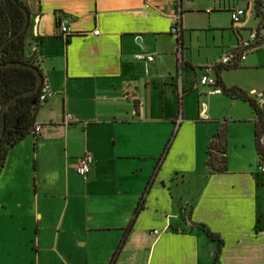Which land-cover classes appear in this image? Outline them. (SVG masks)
<instances>
[{"label":"crops","instance_id":"obj_1","mask_svg":"<svg viewBox=\"0 0 264 264\" xmlns=\"http://www.w3.org/2000/svg\"><path fill=\"white\" fill-rule=\"evenodd\" d=\"M22 2L27 54L54 96L35 113L40 135L0 169V264H264L254 112L199 85L257 27L254 0ZM235 9L246 11L238 27ZM260 34L237 67L211 69L219 89L264 95ZM222 130L226 168L214 173L208 146ZM84 155L87 181L76 172Z\"/></svg>","mask_w":264,"mask_h":264},{"label":"trees","instance_id":"obj_2","mask_svg":"<svg viewBox=\"0 0 264 264\" xmlns=\"http://www.w3.org/2000/svg\"><path fill=\"white\" fill-rule=\"evenodd\" d=\"M24 7L22 0H16ZM255 1V0H254ZM256 10V1L255 7ZM25 21L24 12L11 0H0V48L5 42L16 35L23 27ZM28 30L25 34L9 43L0 52V66L20 63L32 66L39 70L34 59L27 54ZM261 45V41L258 44ZM40 71V70H39ZM37 76L27 67H3L0 68V131L1 113L6 104L15 96L31 91L36 87ZM218 85V84H217ZM219 86V85H218ZM221 89V92L232 99H240L250 105L255 120L254 126V149L259 160L260 168L264 166V109L259 106L254 96H247L238 89ZM38 95L26 96L18 99L8 110L5 116L6 130L0 148L1 167L3 166L8 151L25 139L33 135L35 127V113L41 107ZM225 154V131L219 132L215 140L208 146L207 166L214 173H223L226 168ZM264 174V173H262Z\"/></svg>","mask_w":264,"mask_h":264},{"label":"built area","instance_id":"obj_3","mask_svg":"<svg viewBox=\"0 0 264 264\" xmlns=\"http://www.w3.org/2000/svg\"><path fill=\"white\" fill-rule=\"evenodd\" d=\"M256 1V10L253 8L255 7ZM251 9L248 11L250 15H252L253 19L257 22V27L251 29L248 34V38L246 41H242L239 46L225 52L222 56L218 59V61L206 69V73L203 74L199 79V85L204 88H210L211 91L208 92L209 95L219 94L221 90L218 88L217 80L213 77L210 72L211 69L216 68H235L241 62H243L246 58V55L250 52L256 51L259 48V43L261 41V30L264 28V0H255ZM209 12V11H208ZM232 25L238 27L242 23V19L246 14L245 10L242 9H235L230 13ZM180 17L179 11L172 19V26L170 29V33L175 35L176 37L179 35L180 31ZM58 30L61 36H68L70 33V26L69 22L67 21H60L58 24ZM99 32H94V35L97 36ZM135 59L140 62H153V56H147L145 54H137ZM178 92L182 94V89L179 87ZM38 102L40 106L46 104L53 96L54 93L46 80L43 81V84L38 93ZM255 97V101L259 106H264V95H256L253 94ZM72 116H66V122L69 124L72 122ZM43 127L40 125H35L33 135L38 136L42 132ZM92 165H93V157L91 155H84L78 160V164L76 167V172L78 176L87 181L89 176L92 172ZM260 172L264 173V166L260 168ZM156 233V232H154Z\"/></svg>","mask_w":264,"mask_h":264},{"label":"water","instance_id":"obj_4","mask_svg":"<svg viewBox=\"0 0 264 264\" xmlns=\"http://www.w3.org/2000/svg\"><path fill=\"white\" fill-rule=\"evenodd\" d=\"M12 2H14L17 6H19V8H21V10L24 12V15H25V21H24V25L22 27V29L16 34L14 35L12 38H10L7 42H5L3 44V46L0 48V52L2 51L3 48H5L9 43L13 42L14 40H16L17 38H19L20 36H22L23 34H25L29 28V24H30V14H29V11L26 7L20 5L18 3V1L16 0H11ZM12 66H17V67H27L31 70H33L37 76V84H36V87L31 90V91H28V92H25V93H22V94H19L17 96H15L12 100H10L6 106L4 107L2 113H1V131H0V148H1V145H2V142H3V138H4V135H5V130H6V122H5V116H6V113L8 112V110L10 109V107L20 98L22 97H26V96H31V95H35V94H38L39 93V90L43 84V81H44V78L41 74V72L32 67V66H29V65H24V64H20V63H15V64H9V65H4V66H0V68H3V67H12ZM0 169H1V157H0Z\"/></svg>","mask_w":264,"mask_h":264}]
</instances>
